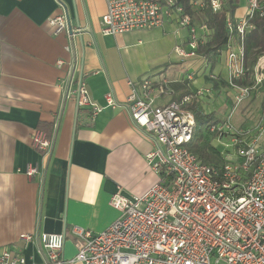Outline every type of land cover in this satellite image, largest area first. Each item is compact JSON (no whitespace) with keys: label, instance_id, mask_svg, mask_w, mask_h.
I'll list each match as a JSON object with an SVG mask.
<instances>
[{"label":"crops","instance_id":"crops-1","mask_svg":"<svg viewBox=\"0 0 264 264\" xmlns=\"http://www.w3.org/2000/svg\"><path fill=\"white\" fill-rule=\"evenodd\" d=\"M64 8L73 27L81 28L74 39L66 31L56 34L49 23ZM105 10V0H0V249L16 251L28 263L43 261L37 238L44 233L65 232L63 256L72 258L77 252L74 226L105 230L121 214L110 204L114 194L142 195L160 179L147 158L154 144L125 109L107 107L92 119L89 107H78L74 98L64 99L68 64L59 68L58 60L75 62L91 100L100 106L106 105L109 92L125 102L128 81L146 74L153 75L161 90L157 105L203 90L195 100L205 108L211 84L229 88L225 48L211 58L200 54L180 58L175 48L187 44L189 32L174 21L104 35ZM246 11L247 0H237L229 14L238 20ZM172 28L179 42L163 52L161 33ZM175 61L188 63L193 79H168L164 73L175 72L171 65ZM161 76L170 81V92L157 82ZM232 93H227L231 101ZM37 128L54 134L55 144L41 173L30 178L28 164L42 161L30 141ZM24 234L33 239H22Z\"/></svg>","mask_w":264,"mask_h":264},{"label":"built area","instance_id":"built-area-1","mask_svg":"<svg viewBox=\"0 0 264 264\" xmlns=\"http://www.w3.org/2000/svg\"><path fill=\"white\" fill-rule=\"evenodd\" d=\"M227 3L189 0L192 8L209 5L214 12H222ZM105 4L101 18L104 35L152 29L174 21L189 32L187 44L175 48L180 58L199 55V45L208 40L198 34L194 17L178 0H105ZM256 13L264 17V0H247L245 16L234 20L228 14L226 20L230 33L225 47L227 83L233 90L235 106L256 94L264 82V53L251 67L245 52V38L254 29ZM49 23L56 34L66 31L73 39L81 29L73 27L65 8ZM65 64L68 89L64 99L74 98L78 107H89L92 119L107 107L125 109L133 124L152 140L154 149L147 155L148 163L160 179L142 195L114 194L110 204L121 214L105 230L92 232L74 226L77 252L72 258L63 256L65 232L44 233L37 238L44 252L41 263H28L20 253L1 248L0 264H264V148L260 146L264 105L261 123L255 128L235 125L227 117L204 129L207 137L219 142L222 138L230 140L221 153L224 162L209 165L189 150L196 119L193 112L183 108L184 102L203 95V90L184 97L182 102L171 100L157 105L161 90L153 75L146 74L139 81H128L130 93L125 102L109 92L106 105L100 106L91 100L85 79L76 73L75 62L57 61L59 68ZM249 73V83H236ZM210 78L216 79L213 74ZM157 82L168 89L166 92L171 91L165 76ZM30 141L42 156L41 165L27 166L26 175L33 178L47 164L55 135L37 128ZM20 237L33 239L28 234Z\"/></svg>","mask_w":264,"mask_h":264},{"label":"trees","instance_id":"trees-1","mask_svg":"<svg viewBox=\"0 0 264 264\" xmlns=\"http://www.w3.org/2000/svg\"><path fill=\"white\" fill-rule=\"evenodd\" d=\"M183 2L186 11L199 21L209 31V39L199 45L198 53L206 58L218 54L229 42L230 33L226 26V20L229 13H232L237 7V0H228L227 6L222 12H214L209 5L203 9H193L189 5V0H178ZM254 29L245 38V52L247 64L253 67L257 58L264 53V17L256 13L252 19ZM250 73L244 79L236 80L237 84H247L250 82ZM263 92L264 100V82L260 86ZM184 96L175 97L174 101L182 102ZM183 108L193 112L196 119V132L193 140L189 144V150L195 154L202 162L209 165H221L224 160L221 152L212 146L211 142L205 138L202 131L223 120L216 112H207L203 105L194 98L183 103Z\"/></svg>","mask_w":264,"mask_h":264},{"label":"rangeland","instance_id":"rangeland-1","mask_svg":"<svg viewBox=\"0 0 264 264\" xmlns=\"http://www.w3.org/2000/svg\"><path fill=\"white\" fill-rule=\"evenodd\" d=\"M195 26L198 29L197 31L199 35L206 36V29L203 25L200 24L199 21L196 20ZM161 34L165 35L164 39L160 43V50L163 52L170 51L171 48H174L175 44L179 42V34H176L173 28L168 29V32L166 31L164 34ZM218 61L221 60L219 59ZM171 65L174 68L175 72L173 73L171 70L166 71L164 75H166L168 79H172L176 76L187 79V76L192 73V68L188 65V63L175 61ZM220 76L223 77L224 74H221ZM225 85L226 84H222L221 86H218V88L213 87V84L210 85L213 90L210 92L212 95H207L206 99L204 100L206 111L216 112L223 119L230 117L235 125H247L248 127L254 128L257 127L261 123V109L264 105L263 93L258 90L256 94L254 93L245 101L235 106V104L231 100H229V97L227 96V93L231 91L233 92V90L226 88ZM202 134H205L204 130L202 131ZM205 138L209 140L212 146L217 148V150H219L221 153L225 152V144L229 143L230 141L228 138H222V144L212 137H207L205 135ZM260 146L261 148H264V136L260 139Z\"/></svg>","mask_w":264,"mask_h":264}]
</instances>
